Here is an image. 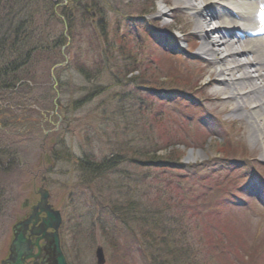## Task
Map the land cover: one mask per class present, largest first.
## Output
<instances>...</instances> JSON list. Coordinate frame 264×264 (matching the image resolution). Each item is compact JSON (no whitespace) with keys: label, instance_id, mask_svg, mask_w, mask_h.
<instances>
[{"label":"rangeland","instance_id":"rangeland-1","mask_svg":"<svg viewBox=\"0 0 264 264\" xmlns=\"http://www.w3.org/2000/svg\"><path fill=\"white\" fill-rule=\"evenodd\" d=\"M13 1L20 7L19 12L16 8L19 15L14 17L11 25L13 29L6 25L4 19L0 21V264L7 259L9 253L12 226L28 215L40 198L42 188L49 192L50 204L61 212V248L69 264H97V247L102 248L104 264H147L136 252L138 245L133 242V234L128 231L130 236H127L125 227L121 226L118 216L116 217L112 210L116 207L115 202L118 199L119 204L125 206L129 203L132 209L141 214V208L132 199L133 196L125 194L120 187L131 189L132 182L129 178H146V175H143L146 172L137 168L133 159H128L130 156L127 157L129 164L106 167L108 171H96L81 162L84 159L89 163L90 159L94 164L109 160V156L116 151L139 149L141 143L137 136H143L142 139L147 144L154 139L151 144L154 147L166 146L170 151L174 148L166 143L169 140L165 135L157 136L155 131L152 136L145 127L144 133L135 129L134 132L139 135L125 133V124L131 125V119L139 124L141 117H138L135 103L128 97L132 89L130 81L124 82L121 77L115 75L112 67L115 66L114 62L111 67H106V71L101 67L102 73H97L100 69L97 68L99 48L95 43L96 35L89 27L92 22L90 13H84L82 9L84 5L90 4L91 0H65L62 7L63 2L55 0H30L25 3H20V0ZM70 1L74 3V11L69 21L66 10L64 12L61 8H65ZM53 2L56 6L51 5ZM97 5L101 6L99 3ZM116 5L124 11L123 13L133 16L151 10V18L157 17V12L161 9H170L162 5L161 0H113V8ZM49 11H55L56 17L55 14L51 16ZM105 11L104 8L103 24L106 37L122 33L118 16ZM159 18L157 17L155 26L160 30H167L166 23L169 25L171 22L167 17L163 21ZM18 23H22L19 25L22 30L20 33L15 29ZM69 23L71 29L68 27ZM64 31L67 35L65 40ZM132 44L133 52L140 55L133 40ZM65 53L67 57L64 59ZM159 55L163 56L161 53ZM131 57L134 58V55L131 54ZM23 59L26 64L16 67ZM116 61L119 62L118 59ZM138 62V76L143 79L141 75L146 74L147 65L140 58ZM164 63L163 58H160L157 71H164L168 76H172V65ZM83 64L86 67L92 66L89 82L76 70V67ZM189 65L191 70H194L192 64ZM154 77L159 78L160 83L165 80L155 71ZM8 79L12 82L9 83ZM149 80L150 84H157L151 83L150 78ZM139 81L140 85L148 84L146 80ZM7 82L8 84H5ZM175 84L182 85L177 82ZM208 106V109L219 113L229 108V105L222 101L211 102ZM221 118L225 116L221 114ZM242 125L238 135L231 140H224L219 135L220 132L214 131L220 139L208 140V145L200 147L199 150L190 152L179 146L175 148L184 153V160L188 158V164L200 166L207 163L218 172L220 167L222 168L217 161L222 157L217 154L219 148L223 147L227 153L240 158L246 155V151L238 146L244 144L253 157L259 156L260 144L255 143L254 134L247 131L248 124L242 122ZM152 127L154 130L159 129L158 125ZM195 173H199V170H195ZM126 175L129 178H125ZM87 176L90 180L99 176V189L102 184L107 190V194L103 193L104 198L99 194L92 196L88 192L71 188L78 184L77 182L87 179ZM137 181L139 182L138 179ZM140 182L146 183L145 179ZM143 184H140L138 189H144ZM151 186L154 187L152 184ZM118 191L120 195H117ZM110 195L112 199H107L106 196L111 197ZM155 195L156 193L149 196V200L145 197L144 202H152ZM208 196L204 197L202 207L208 203ZM213 203L214 200H211L210 204ZM195 206L201 208L199 202L195 203ZM255 211L260 213L253 204L249 208L235 210L232 218L235 217L231 220L232 229L239 228V238L245 241L239 244H245L243 248L248 252L252 245L259 247L258 249L262 245L253 244L255 235H262L264 241V214L255 216ZM231 224L227 229L231 228ZM237 224L239 227L235 228ZM203 240L206 241L205 238ZM204 241L203 244L194 241L197 250L202 251L207 245ZM205 252V260L211 261Z\"/></svg>","mask_w":264,"mask_h":264},{"label":"trees","instance_id":"trees-1","mask_svg":"<svg viewBox=\"0 0 264 264\" xmlns=\"http://www.w3.org/2000/svg\"><path fill=\"white\" fill-rule=\"evenodd\" d=\"M25 1H30V0H20V3H25ZM18 6V7H17ZM53 6V4H52ZM16 8H20L18 3H15V1L13 0H7L5 2H3L2 0H0V21L2 19H4V21L7 22L6 25H9L11 28L13 26L12 23L14 21V17L16 15H19L16 11ZM69 8H65V10L67 11V19L70 21L71 20V13L70 11H68ZM73 9V8H71ZM20 11V9L18 10V12ZM50 12V11H49ZM50 15H53V11L50 12ZM54 16V15H53ZM23 17V16H22ZM22 23H18L17 26H15V29H17L19 31V33L22 31L21 28H19V25ZM7 29V28H6ZM13 29V28H12ZM18 35V32H17ZM2 40V39H1ZM38 41H40V39H38ZM36 42V41H35ZM38 44H41L40 42H37ZM105 60L110 64L113 65V62L115 64V66L113 65V69L115 70V75L118 78H122L124 81L128 79V74H132L134 72H136V69H134L133 67V63L134 60L131 57V52L129 49V46H126L125 44H123V42L121 40H119V38L117 37L112 45H110V51H105ZM114 59H113V58ZM19 59V58H18ZM119 60V64L117 63L116 60ZM98 60H99V55H98ZM22 62V61H20ZM18 62V64L20 63ZM136 63V62H135ZM97 64V63H96ZM10 66V65H9ZM91 67H86L85 64L80 65L79 67H76V70L80 73V75L83 77L84 80H86L87 82L90 81L91 77H92V72H91ZM97 68H99L100 70L97 72L99 74H101V66H99L97 64ZM14 74V73H13ZM133 77V78H132ZM131 78L129 79H134V75H132ZM11 80V79H10ZM9 83H11L12 81H9V79L7 80ZM5 82V80H4ZM5 83V84H8ZM1 85V83H0ZM129 123H131V125L125 124V128L124 131L127 135L129 134H137L135 133V129L136 131L142 130L145 125H143L142 123H134V120H130ZM140 128V129H139ZM132 135V136H134ZM139 135V134H137ZM141 136V135H140ZM143 136L138 137L137 139L139 141V143H141L142 148L141 149H133L132 150H128V151H116L114 152L112 155L109 156V160L107 161H100L98 163H94L92 164L91 160L89 159V163H87L86 160L83 159V161L81 162V164L85 165L87 168L93 169V170H105L108 171L106 169V167H113L117 164H123V163H127L129 164L130 161L128 159H133L134 164H135V160H138L139 163H141V161L143 163L149 164V163H155V162H177L180 161L184 155V153L173 147V145H171L170 143H168L166 141L167 144H169L171 147H173V150H169L168 147H162V148H158V147H153L151 146V144H147V142H144L142 139ZM221 151H226L224 148H221ZM160 152V154H158ZM89 154H87V156H89ZM130 156L128 159L127 157ZM90 158H92V156H90ZM129 162H128V161ZM137 162V161H136ZM85 163V164H84ZM91 165V166H90ZM136 165V164H135ZM139 165V164H138ZM137 166V165H136ZM138 167V166H137ZM90 178V177H89ZM125 178H129L127 175L125 176ZM89 182H91L93 185H95L97 187V190H102V192L104 193L105 191V187H103V185L101 184V189H99V186L97 185V183L99 184L100 181L99 180V176H95L93 178L85 179ZM96 180V181H95ZM126 180V179H125ZM137 184L132 182V186L134 187V190L132 191H127V189L125 187H120V190H123V192L126 193H131V196H135V188H136ZM133 189V188H132ZM119 190V191H120ZM120 195V193H118ZM156 203L158 204L157 207H147V210L142 208L141 205H139L141 214L138 213V210L136 211V209H132L131 205H129V203H126V205H121L122 207L119 208V204L115 205L116 207H114L112 210L115 212V214H117L119 217H121L124 221H127V219H130L131 221H136V227L138 228V232L140 233V236L143 240L147 241V246L149 247V249H155L156 250V254L157 256V260L159 261L160 264H192V262L190 261L193 258V251L191 250V247L189 245H187L185 239L183 237H181L179 235V237H175L173 234L168 235L166 233V231H163L162 229H164V225L163 224H158L157 219H158V213H160V211L167 209L166 206V202H160L159 199L157 198ZM137 206V205H136ZM151 213H155L154 217H148L147 215H150ZM143 215V216H142ZM142 217V223H140L139 218ZM166 238V240H165ZM227 250H223L219 252V254H216V258L221 262V264H234L233 260L231 259V256L228 255ZM236 252V251H234ZM173 253V255H172ZM154 254V252H153ZM170 254V255H169ZM193 254V255H192ZM237 256H239V254H237ZM249 258H252V254H249ZM253 259V258H252ZM244 264V263H243Z\"/></svg>","mask_w":264,"mask_h":264},{"label":"bare ground","instance_id":"bare-ground-1","mask_svg":"<svg viewBox=\"0 0 264 264\" xmlns=\"http://www.w3.org/2000/svg\"><path fill=\"white\" fill-rule=\"evenodd\" d=\"M196 0H173V3L170 2V0H164V4H174V5H180L184 4L186 9L188 7L190 8V12L192 15H199L200 14V8L202 6V10H207L208 14L203 13L201 16L204 17L205 19L202 20L204 23L207 25L209 22L207 21V15L216 17L218 19V23H216L217 26H222L220 29L223 30L224 28H230L233 29L235 27H238V32H240L241 37H245V32H250L253 33L256 27V24L258 25L257 21H254V16L253 13H255L256 10L259 9L262 13H264V0H200L199 5H195ZM225 6L230 8L234 14L227 17V13L223 14L226 19H222L220 17V14L216 13L215 9L216 7H221ZM163 11V10H162ZM161 16L165 14V12H160L159 13ZM264 19V16H262ZM264 21V20H263ZM260 24V23H259ZM210 26V24L208 25ZM195 28L197 31H202L203 32V24L201 22H198L195 24ZM212 31V30H211ZM213 34L212 32L209 34ZM201 37V40L204 41L207 36L199 35ZM243 42V46L240 48L239 52H233L232 57L235 58L237 57V54H250V53H255L256 45H257V50L258 53L253 56V59H251L252 62L248 63L247 65L240 66L236 64L235 62L231 61V66L235 65V70H240L242 69V73L240 71H234V69H229L231 72L235 73H240L241 76H235L234 79L238 78L237 81L234 82V84L231 86V84H228L227 88L224 90V93L226 96L231 97L232 95H237L240 92L244 93L247 106L254 105L256 106L258 103L264 102V92L262 95L255 96V89H257V85L259 84L258 82H264V53L263 48L261 46V43H263L264 40H254L252 41L249 38H246ZM94 42V40H92ZM96 43V41H95ZM102 44V43H101ZM108 42L105 41L103 45H107ZM204 46L200 52L202 54H209L210 58L216 57L218 60L216 64L220 65V69L218 68L215 73L216 76L219 79H224L225 78V70L224 68H221V63L224 62V60H220L222 58L220 55H218L219 50L216 48L217 41L210 40L204 43ZM208 46L210 48H208ZM226 52L223 51V54H229L232 53L231 49V44H226L225 46ZM247 69L249 71H247ZM227 75V74H226ZM237 102L235 103V108H236ZM262 106H258L257 110L255 111H248L246 114L248 115L249 122H251V126L254 130V132L257 135V138H255V141H262L263 146H264V141L262 140V135H264V115L262 113V110L259 108ZM234 108V109H235ZM243 115V114H242ZM259 134V138H258ZM264 149V147H263ZM264 155V152H263ZM97 193L102 195L104 198L102 190H97ZM119 193V191H118ZM117 193V195H118ZM104 194H107L104 192ZM106 196V198H111L112 195ZM115 197V196H114ZM140 203H143V199L139 200Z\"/></svg>","mask_w":264,"mask_h":264},{"label":"water","instance_id":"water-1","mask_svg":"<svg viewBox=\"0 0 264 264\" xmlns=\"http://www.w3.org/2000/svg\"><path fill=\"white\" fill-rule=\"evenodd\" d=\"M44 197H42L43 199ZM17 228L18 227H15L14 228V231H15V234H17ZM21 243H22V238L21 236H16V240L14 241V243L12 244L11 246V259L10 261L8 262L9 264H23V260L22 257H23V248H21ZM55 246H56V254L58 255V258H57V264H64V261L62 259V257L59 255V252H58V249H57V243H55ZM96 255H97V258H98V264H103V255H102V251L100 249H98L96 251ZM25 258H27V256H25Z\"/></svg>","mask_w":264,"mask_h":264}]
</instances>
